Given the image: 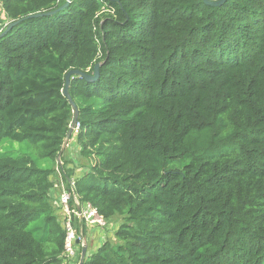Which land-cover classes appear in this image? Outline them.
<instances>
[{
    "label": "trees",
    "instance_id": "trees-1",
    "mask_svg": "<svg viewBox=\"0 0 264 264\" xmlns=\"http://www.w3.org/2000/svg\"><path fill=\"white\" fill-rule=\"evenodd\" d=\"M66 1L0 0L24 19L0 37V145L35 149L0 152V264H66L58 168L106 237L118 222L83 264H264V0H72L29 17ZM98 63L95 81L71 79L60 165L66 74Z\"/></svg>",
    "mask_w": 264,
    "mask_h": 264
},
{
    "label": "built area",
    "instance_id": "built-area-1",
    "mask_svg": "<svg viewBox=\"0 0 264 264\" xmlns=\"http://www.w3.org/2000/svg\"><path fill=\"white\" fill-rule=\"evenodd\" d=\"M60 164V163H59ZM61 165V164H60ZM59 178L61 180L57 181V184L54 187L55 189V204L58 205L59 209L62 210L64 215V224L67 230L66 242H65V250L63 253V257L65 259L66 264H78V248L79 244L77 243V239L82 238V233L78 234V231L83 229L84 225H87L91 228H98L101 230H105L109 225L107 219L99 213L97 207L92 205V203L88 202L84 205L80 204V201L76 194L75 183L72 181L71 188H65L64 181L62 177V171L58 168ZM61 186V187H60ZM61 188L60 192H57L56 189ZM74 200L77 205V210H71L70 201ZM68 213L69 218L66 216ZM79 216L80 222H84V225L79 227V230H76L73 223V216Z\"/></svg>",
    "mask_w": 264,
    "mask_h": 264
},
{
    "label": "water",
    "instance_id": "water-1",
    "mask_svg": "<svg viewBox=\"0 0 264 264\" xmlns=\"http://www.w3.org/2000/svg\"><path fill=\"white\" fill-rule=\"evenodd\" d=\"M71 1L72 0H67L63 5L55 8V9H52V10H49V11H45V12H39V13L31 14L29 17H40V16H45V15H48V16L54 15V14L64 10L70 4ZM204 1H205V3L207 5H210V6H221V5L225 4L228 0H204ZM22 20H24V19L9 22L6 25V28L3 31L0 32V37L4 36L5 34H7L14 26H16ZM99 67H100L99 63L95 65V73L94 74H90L88 72H85V71H82V70H79V69H72L66 74L65 86H64L62 92H63L64 96L67 97V99L71 103V105H72V107L74 109L75 115H74V118H73V120L71 122L69 130L67 132L66 138L64 139V142H63V145H62V149H61V151L58 154V162L61 165H62L61 156H62L64 150L69 145L71 137H72L75 129L77 128V124H78L79 109H78V106L75 103V101H74V99H73V97H72V95L70 93L71 79H72V77L74 75H79V76L84 77L88 81H95L100 76ZM77 243H79V239H77ZM86 254H87V246H83V248H82V256L80 258L79 264H83L84 259L86 257Z\"/></svg>",
    "mask_w": 264,
    "mask_h": 264
},
{
    "label": "rangeland",
    "instance_id": "rangeland-1",
    "mask_svg": "<svg viewBox=\"0 0 264 264\" xmlns=\"http://www.w3.org/2000/svg\"><path fill=\"white\" fill-rule=\"evenodd\" d=\"M75 140V139H74ZM71 140V141H74ZM35 149L33 148V146H31L28 142H19V141H15L12 139H6L5 141H3V143L0 145V152H4V151H12L13 153L16 154H31V152H33ZM68 155L67 156H72V157H77L78 160H80V165L77 166V171H80V173H84L83 171H87L88 169V165H85L84 162L85 160L83 158H78L79 155H77V148L75 147L74 144L70 143V146L68 148ZM61 171V170H60ZM65 186V183H64ZM66 188V186H65ZM56 209H59L58 205L55 204ZM75 215V214H74ZM66 216L69 218V214L66 213ZM77 217L79 218L78 214ZM61 220V218H60ZM117 223L118 222H114L113 226L116 225L115 227L117 228ZM110 228L109 230L107 229V231L110 233L108 234V236L106 237V233L105 230H100L98 228H86L81 229L78 231V234L82 233V238L81 240L79 239V248H78V262L80 261V258L82 256V248L83 246H87V254L86 255H90L91 253H93V251H95L98 248V245H100V243L103 241L105 242L108 237L112 236L114 238V230L115 227ZM110 227V226H109ZM98 233L102 234V237L99 239L97 235H99ZM81 235V234H80ZM106 237V238H105ZM111 237V238H112ZM100 241V242H98Z\"/></svg>",
    "mask_w": 264,
    "mask_h": 264
},
{
    "label": "crops",
    "instance_id": "crops-1",
    "mask_svg": "<svg viewBox=\"0 0 264 264\" xmlns=\"http://www.w3.org/2000/svg\"><path fill=\"white\" fill-rule=\"evenodd\" d=\"M9 22L10 20L6 18L4 11L0 7V32Z\"/></svg>",
    "mask_w": 264,
    "mask_h": 264
}]
</instances>
